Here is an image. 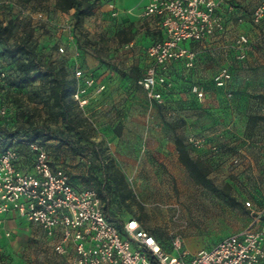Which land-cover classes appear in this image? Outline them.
<instances>
[{"label": "rangeland", "instance_id": "374dc122", "mask_svg": "<svg viewBox=\"0 0 264 264\" xmlns=\"http://www.w3.org/2000/svg\"><path fill=\"white\" fill-rule=\"evenodd\" d=\"M114 2L118 17L108 12L107 0H98L77 25L73 9L61 10L53 0H0V19L16 20V36L24 29L32 32L44 65H63L69 78H75L79 65L105 83L103 92L90 93L85 112L71 103L87 121L83 128L88 139L73 146L55 138L40 139L54 164L61 165L75 185L96 187L103 175L97 160L92 159L93 166L86 165L90 152L81 145L96 146L107 159L110 179L116 177L126 195L111 197L115 217L139 219L167 250H171V237L179 233L184 249L192 254L247 226L252 213L246 201L254 210L264 206V21H251L257 0H222L225 30L192 44L197 57L191 68L180 61L172 63L171 85L163 89L164 100L157 103L149 101L137 84L152 63L150 46L160 39L157 20L142 14L147 0ZM66 24L71 30L60 31ZM129 25L133 39L119 42L116 31ZM239 34L250 41L242 48L244 59L236 57ZM77 50L80 55L75 56ZM0 59L4 64L9 60L1 45ZM221 66L232 73L227 87L231 96L212 81ZM194 84L205 91L204 99L191 92ZM23 88L21 106L37 120H47L52 129L63 126L50 107L43 78L33 73ZM175 136L207 167L209 183L195 181L181 164ZM21 153L23 164L30 167L28 149ZM6 231L10 236L0 231V264H71L68 257L53 251L36 224L18 219Z\"/></svg>", "mask_w": 264, "mask_h": 264}, {"label": "built area", "instance_id": "2783aa9c", "mask_svg": "<svg viewBox=\"0 0 264 264\" xmlns=\"http://www.w3.org/2000/svg\"><path fill=\"white\" fill-rule=\"evenodd\" d=\"M221 4L222 0H147L142 14L154 17L162 34L148 50L151 65L137 80L149 101L164 100L163 89L171 85L172 63L180 61L187 68L193 66L197 57L193 43L225 30ZM107 8L112 17L119 16L114 1ZM251 21L255 24L264 21V0H257ZM59 29L70 31L71 26L61 25ZM249 43L246 35H238L235 41L240 49L238 59L245 58L242 48ZM58 51L64 53L65 48L59 45ZM74 54L77 56L78 50ZM7 74L0 65V82L6 80ZM74 76L77 84L72 97L84 110L89 105L90 93L103 92L105 83L79 66ZM212 81L227 96L232 95L227 88L232 81L227 66L219 67ZM191 92L199 100L206 94L196 84L191 86ZM6 114V107L0 106V117ZM194 142L199 144L200 140ZM24 143L30 151V167L23 164L22 153L15 146L0 152V227L6 215L36 224L51 241L53 251L68 257L71 264H264V206L254 210L246 201L252 213L249 224L209 247L189 254L181 235L175 233L171 237V250L166 251L134 217L124 221L119 229L105 215L96 187L74 185L61 165L52 164L43 145L37 141ZM85 163L91 164L90 155L85 157ZM5 235L10 236V231H5Z\"/></svg>", "mask_w": 264, "mask_h": 264}, {"label": "trees", "instance_id": "16d2710c", "mask_svg": "<svg viewBox=\"0 0 264 264\" xmlns=\"http://www.w3.org/2000/svg\"><path fill=\"white\" fill-rule=\"evenodd\" d=\"M53 1L56 7L61 10H65L66 8L73 9V20L75 24L78 25L85 17L91 14L93 2L98 0ZM113 1L114 0H107L106 5ZM17 27L18 24L13 18L6 21L0 19V45L2 46V52L9 58L7 62L5 61L6 64L3 63V59H0V65L8 73L6 80L0 82V106H5L7 109L6 116L0 117V152L10 145L15 146L20 152L23 148L27 150L28 148L24 143L27 141H37L43 145L40 141L42 137L47 139L55 138L59 143L65 145L73 146L80 144V142L88 139V135L83 128V123H87L86 119L78 110H73L71 108V103H73L80 111L82 110L72 97L76 89L77 79L69 78L63 65L59 67L44 65L43 61H41L36 54L32 32L24 29L16 36L15 31ZM115 36L119 42L128 43L133 39L134 32L131 30L130 25L123 26L116 31ZM161 36L162 34L160 31V38ZM54 44L58 49L59 43L55 41ZM78 53V55H80L79 51ZM83 70L86 73L91 72L84 68ZM33 73L47 82V95L48 100H50V107L55 110L56 118L63 124V126L58 129H52L47 120H37L30 109L21 106V101L24 98L22 97L24 94L23 86L28 82ZM12 105H14L15 108ZM85 109L82 111L85 112ZM174 145L179 161L186 168L189 175L199 183H209L210 180L207 177V167L200 159L190 155L180 136H175ZM87 146L88 145H81V149L90 152V154H88L91 157V164L89 167L93 166L92 159L97 160L99 171L103 175V179L98 182L96 188L103 201L104 213L109 220L119 227V229H122L124 221H119L117 217H115V214L111 212L110 200L112 196L124 199L126 195L116 181V177L112 175L110 179L109 173H107V159L102 156V153L96 146L90 149ZM51 161L52 164L55 165L52 159ZM111 180H113L115 187H113ZM72 183L75 185L73 181ZM130 217L132 216L128 218ZM137 220L141 223L139 219ZM141 226L145 228L142 223ZM145 229L148 230L147 228ZM148 231L155 236L164 250L170 251L164 248L163 243L155 233L150 230Z\"/></svg>", "mask_w": 264, "mask_h": 264}, {"label": "crops", "instance_id": "0c3cea01", "mask_svg": "<svg viewBox=\"0 0 264 264\" xmlns=\"http://www.w3.org/2000/svg\"><path fill=\"white\" fill-rule=\"evenodd\" d=\"M119 10V9H118ZM18 219H23V218H20L18 216H13V215H6L3 219V223L0 227V231L3 232L4 236L5 235V231L8 227V225H10L11 223H15ZM25 220V219H24ZM27 221V220H26ZM7 237V236H6Z\"/></svg>", "mask_w": 264, "mask_h": 264}]
</instances>
